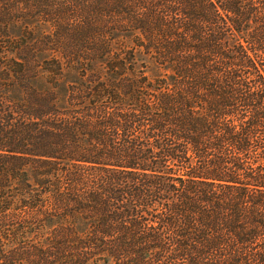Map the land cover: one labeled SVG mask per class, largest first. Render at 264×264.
Masks as SVG:
<instances>
[{"label": "trees", "instance_id": "trees-1", "mask_svg": "<svg viewBox=\"0 0 264 264\" xmlns=\"http://www.w3.org/2000/svg\"><path fill=\"white\" fill-rule=\"evenodd\" d=\"M52 1L0 0V264H264V0Z\"/></svg>", "mask_w": 264, "mask_h": 264}, {"label": "rangeland", "instance_id": "rangeland-1", "mask_svg": "<svg viewBox=\"0 0 264 264\" xmlns=\"http://www.w3.org/2000/svg\"><path fill=\"white\" fill-rule=\"evenodd\" d=\"M52 3L53 4H61L59 0H53ZM45 28H47V27H45ZM51 29L52 28H50V27L47 28L48 31H50ZM127 45L130 46V47L134 46L132 41H129L127 43ZM137 58L139 60V66H141V64L144 63V62L147 63L148 65H150L152 63L147 56L141 55L140 53H138V57ZM147 75L150 76L151 78H153L154 72L152 71V67L147 70ZM76 78H79V74L76 71H70L66 75L65 81L66 82H70V81L75 80Z\"/></svg>", "mask_w": 264, "mask_h": 264}]
</instances>
